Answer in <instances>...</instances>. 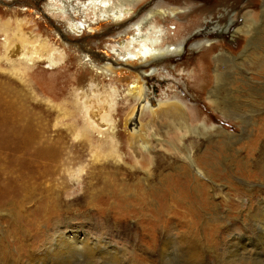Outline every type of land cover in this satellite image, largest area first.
Returning a JSON list of instances; mask_svg holds the SVG:
<instances>
[{
    "label": "rangeland",
    "instance_id": "obj_1",
    "mask_svg": "<svg viewBox=\"0 0 264 264\" xmlns=\"http://www.w3.org/2000/svg\"><path fill=\"white\" fill-rule=\"evenodd\" d=\"M47 1L0 0V242L9 253L4 263L15 257V264H22L44 254L45 264H51L55 244L65 232L86 239L79 240L83 249L72 247L63 253L58 260L62 264H264V93L258 97L259 89L253 90L251 103L239 84L234 92L225 93L238 106L255 107L254 118L246 125L241 116L222 114L208 99L214 68L224 63L220 59L217 64L215 56L226 47L235 53L243 50L244 35L232 34L243 25L246 12L260 19L264 0L141 3L136 8L141 13L162 1L163 7L191 4L187 15L166 22L173 36L167 40L187 39L189 49L196 39L217 36L220 45L203 55L187 50L172 63L160 64L147 83L154 103L176 94L195 105L187 110L185 121L165 112L143 118L139 109L127 126L126 115L134 106L127 85L117 87L113 102L101 99L98 84L93 91L90 82L96 73L79 63L77 57H83L74 48L80 42L101 56L109 52L118 57L108 46L118 38L111 34L119 29L106 24L100 31L72 33L67 21L46 6ZM244 5L230 30L224 27L218 34L215 24L223 26L228 12L238 13ZM17 17L24 18L28 34L61 44L67 51L64 61L50 67L43 60L27 68L18 66L21 69L2 59L7 39H13L11 47L21 44L15 38ZM261 55H254L249 64L239 61L228 72L258 73L264 67ZM109 77L100 78L99 84ZM47 96L53 101L48 102ZM46 107H51L52 115L45 113ZM138 119L146 124L148 134L155 133L159 139L154 138L151 149L136 144L141 155L129 145ZM112 122L117 126L116 139L98 131L107 130ZM186 125L197 129L190 132ZM219 128L235 134V143L226 141L227 134H220ZM46 137L62 144L50 167L44 156ZM98 237L113 249L95 246L93 238ZM73 248L77 252H71Z\"/></svg>",
    "mask_w": 264,
    "mask_h": 264
},
{
    "label": "bare ground",
    "instance_id": "obj_2",
    "mask_svg": "<svg viewBox=\"0 0 264 264\" xmlns=\"http://www.w3.org/2000/svg\"><path fill=\"white\" fill-rule=\"evenodd\" d=\"M144 1L147 0H49L47 1L46 6L57 17L66 20L67 25L69 24L70 32L75 34H78L86 29H90L93 31H100V29H102L101 27L106 24L112 25L110 28L114 30L119 29V31H117L116 34L114 33L111 34L113 38H115L116 36H118V38L112 41L111 43L112 45L108 46V48H112V50L115 52L116 55H118V57L111 56L109 52H105V55L101 56L99 53H94L92 50L88 49L86 47V44L83 46L80 42H78L76 47L74 48H76L81 53L82 55L81 57H83L84 59L83 60L82 58H79L80 56L79 55L77 57L79 63L83 65L85 68H89L96 73L95 75H93V78L90 80V82L91 84H93L92 87L94 86L93 91L96 89V85L98 84L96 92L98 93V96L101 99L108 101L109 103L113 102L115 100V94L117 93V87L120 85H124V86L127 85L126 93L128 96L133 98L134 106L131 108L130 112L127 113L126 115L125 118L126 126L133 122L134 120L133 117H135V114L139 109H140V114L142 115L141 117L143 118L147 114L156 116L159 115L161 112H165L166 114H170V113L175 114L181 120L185 121L188 116L187 110L196 108V106L184 102L183 99L178 97L176 94H174L173 97L169 96L167 99L158 100L157 103H154V100L149 99L148 96L149 89L147 83L152 78V76L156 75L160 64L162 65L164 62L167 64L172 63L173 61L184 56L187 50L195 49L197 52L200 51L199 53L202 52V54L200 55H203L205 51H209L212 49V47L220 45V42L217 41L216 38L217 36L216 37L206 36L204 38L194 40L190 48L188 49L187 39L186 40L180 39L175 42L172 39L171 40L173 42H170V40L168 41L167 39L172 38L173 36L172 37L169 36L171 30H169L168 27L169 25L166 22L172 21V19H179L180 16L182 17V15H187V10H191L193 8L192 5L188 4L187 6L184 7L179 5L178 6L170 5L167 7H163L165 5H163L162 3L163 1H162L160 4L158 3V5L155 7H148L144 13L140 12L141 9L136 11V8ZM245 7L246 6L244 5L242 8H240L238 13L228 12L229 18L225 21L226 23L223 26H221L222 24L220 23L218 25L215 24L213 28L218 30L217 27H219L218 34L223 32L224 29L226 28L227 31H229L230 27H232L231 24L235 21L236 16H238L241 11L243 12ZM262 7L263 9L261 11V17L259 20L254 19L251 16L252 15L251 12H246L245 13L246 18L243 25L237 27L232 34V36L234 37L235 36L239 37L242 34L244 35L246 39V43L244 45L243 50L240 51V53H235L231 48L226 47V49H224L222 54H218L215 56V59L217 60V64H218V60L220 59H224L223 62L225 64L223 63L221 67L215 66L214 72L212 74L214 76L215 82L211 87L210 94L208 96L209 101H211L214 104L215 108H217L218 111L230 117L236 115L241 116L240 118L245 123V125L247 120H251L252 118H254L255 107L246 109L244 107L238 106L229 99H227L225 97V93L231 91L234 92L236 90L235 85L237 86L239 84L243 87L241 91H243L244 93H249L247 95V98L248 99L250 98L249 99L250 103L254 99L252 92L256 94L253 90L259 89L260 96L258 97H262L261 93H264V81L262 76L264 74V67L262 70H259L258 73L247 71V69L246 72L244 73L238 72L235 69L232 70L231 72H228V69L229 68L233 69L234 66L239 64V61L241 62V65L243 63H248V64L249 62L252 63L253 56L259 53L260 54L263 53V55H261V58L264 59V3ZM136 12H139L140 17L136 15L137 14ZM160 20H163L165 23H162ZM16 22L17 23L15 28L16 29L15 38L20 39L21 44L20 45L14 44L13 47H11L10 45H12L11 43H13L12 42L13 39L12 40L7 39V41H5L7 43V46L5 48V52L4 55L2 56V59H5L9 63H11L13 67L15 66L14 68H21L18 66H25L27 68L29 64L41 62L43 60L46 63V65H49L51 67L58 65L64 61V57L67 51L65 50V48L62 47L61 44H59L54 39L48 38L47 36H45L44 38L42 37L40 38L39 35L33 36L31 34H28L27 31L24 30V25L22 24L24 22V18L17 17ZM10 23L11 22L8 21L7 24L9 25ZM58 30L60 31V29ZM7 31L9 30H5V33H7ZM121 34L124 35L122 36ZM61 35L63 34L61 33ZM33 37H36V39H33ZM209 45L211 46V48L207 47ZM43 52H44V57H43ZM183 71L188 72L189 75L192 74V72L188 71L187 69ZM238 73H240L241 76H239ZM105 76H110L109 77L110 79L109 80L106 79L107 81H105L102 84H99L100 78L103 79L105 78ZM85 88L86 87H84V89ZM78 90L82 91L83 89L78 88L77 91ZM86 90L88 93H90L91 91L90 89H86ZM45 99L48 102L53 101V99L49 96H47ZM76 99L78 100V98ZM250 103H249V107L251 106ZM47 106H49V104ZM50 108L51 107L45 108L46 111L45 113L48 116L52 115ZM261 113L264 114V112ZM1 117L2 119H6L5 116H1ZM50 120L51 119L49 118L47 120L45 119L44 129H46L49 126ZM138 120L139 121L134 126L132 132H130L131 143H129V145L132 148H136L137 152L139 150L138 147L151 149L154 138L156 139V141H159L155 133L148 134L145 128L146 124L140 119ZM89 122L91 123L90 118H89ZM186 126L188 127L187 129H189L190 132H192L194 129H197V127L196 128L192 127L193 128L192 130V128L189 125ZM106 127L107 130L99 129L98 130L99 133L109 134L116 139L117 138L116 123L112 122L111 125L107 124ZM222 128H219V133L220 134L226 133L227 134L226 141H230L232 144L235 143L236 141L234 137L235 134H231L227 132L225 128L224 129ZM30 133L31 130L29 129L28 134ZM44 133H46L45 130ZM58 137L60 138L59 135ZM53 140H51L50 142V138L46 137V143L44 142L45 143L44 156L47 159V164L49 167L53 165V163L57 160V157L60 154V149L62 147L61 143L58 144L57 141L53 143ZM114 144L116 148H118V144L116 142ZM136 144L138 145V147L135 146ZM187 152L189 154L186 153L187 154L186 156H188V158L192 161V164L195 165L194 163L195 161L190 156L191 152L190 151ZM138 153L139 155L142 154L140 151ZM151 153L152 152L150 150L149 154ZM196 163L199 162L196 161ZM185 168L187 171L189 170L191 171V169L187 165ZM197 170L200 171L201 168L198 167ZM193 177L200 182V179H198L195 175H193ZM261 214L264 217V205ZM86 234L87 233H85V235ZM85 239L86 236H84L83 238L80 237L79 235L77 236L76 234L67 235L65 232H62V235L60 236V239L57 242V244L54 243L56 247L53 249V253H52L53 255L51 258L52 262L50 263L62 264L61 261L58 262V260L63 256V253L68 252L69 251L67 250L68 248H72V247L80 248V246H82L83 243L82 245H80L79 242L85 241ZM93 239L95 240V246L96 244L98 245L100 243L101 245L104 246V248L106 247L107 249L108 248L113 249L112 245H109L110 243H108L106 239H102L101 237L93 238ZM101 245L98 246L100 247ZM81 249H83V246ZM71 252H77V251L75 250ZM6 253L7 252L3 249V246L0 242V264H5L4 262L7 260L6 257L9 255V253L8 255ZM14 258L11 257V260L8 261V264H15V261L13 260ZM22 264H45L44 254H39L37 255L36 258L34 257L30 260L28 259L27 262Z\"/></svg>",
    "mask_w": 264,
    "mask_h": 264
}]
</instances>
